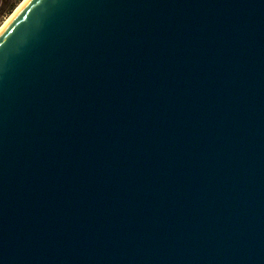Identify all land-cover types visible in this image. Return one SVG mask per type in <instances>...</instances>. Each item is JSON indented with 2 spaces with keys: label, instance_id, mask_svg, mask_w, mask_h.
<instances>
[{
  "label": "water",
  "instance_id": "1",
  "mask_svg": "<svg viewBox=\"0 0 264 264\" xmlns=\"http://www.w3.org/2000/svg\"><path fill=\"white\" fill-rule=\"evenodd\" d=\"M0 264H264V0H28Z\"/></svg>",
  "mask_w": 264,
  "mask_h": 264
},
{
  "label": "rangeland",
  "instance_id": "2",
  "mask_svg": "<svg viewBox=\"0 0 264 264\" xmlns=\"http://www.w3.org/2000/svg\"><path fill=\"white\" fill-rule=\"evenodd\" d=\"M24 0H0V27L6 22V20L17 10ZM17 4V7L13 12L7 16L3 14L13 5Z\"/></svg>",
  "mask_w": 264,
  "mask_h": 264
},
{
  "label": "bare ground",
  "instance_id": "3",
  "mask_svg": "<svg viewBox=\"0 0 264 264\" xmlns=\"http://www.w3.org/2000/svg\"><path fill=\"white\" fill-rule=\"evenodd\" d=\"M28 0H24L17 10L6 20V22L0 27V31L8 24V22L20 11V9L27 3Z\"/></svg>",
  "mask_w": 264,
  "mask_h": 264
},
{
  "label": "trees",
  "instance_id": "4",
  "mask_svg": "<svg viewBox=\"0 0 264 264\" xmlns=\"http://www.w3.org/2000/svg\"><path fill=\"white\" fill-rule=\"evenodd\" d=\"M17 7V4H13L4 14L3 16H7L13 12V10Z\"/></svg>",
  "mask_w": 264,
  "mask_h": 264
}]
</instances>
